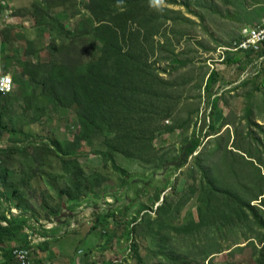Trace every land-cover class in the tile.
Returning <instances> with one entry per match:
<instances>
[{"label":"rangeland","instance_id":"1","mask_svg":"<svg viewBox=\"0 0 264 264\" xmlns=\"http://www.w3.org/2000/svg\"><path fill=\"white\" fill-rule=\"evenodd\" d=\"M0 1V76L20 74L19 65L26 61L44 63L51 73L60 54L66 60L70 53L83 63L99 54L102 41L92 34L95 23L90 21L89 0ZM148 10L156 34L143 41L168 82L173 113L157 122L156 137L143 158L114 156L127 176L114 169L112 161L105 162L102 136L73 151L87 176L104 177L95 189L100 195L92 193L77 205L71 203L72 208L65 198L59 199V190L69 181L60 160L74 146L76 110L49 104L41 119L30 123L32 112H24V89L14 82L10 128L0 135V175L6 177L0 181V224L5 226L9 216L17 217L16 212L12 216L15 210L26 223L4 234L0 247L13 249L26 242L34 220H52L54 225L47 230L56 229L48 233L47 245L34 246L31 264H169L160 251L166 249L158 235L161 229L180 259L188 257L196 264H257L258 241L264 236V192L251 202L256 214L248 212L227 227H220L217 217L207 213L202 197L204 172L218 186L241 191L247 198L264 190V164L257 160H264V91L246 83L264 66V58L230 50L242 27L264 17V0H151ZM66 30L78 35L68 36ZM229 57L240 62L230 65ZM213 70L218 79L209 99L205 84ZM37 79L43 80V75ZM214 100L218 128L208 132L214 123ZM15 121L19 126L14 130ZM194 134L202 144L189 163L180 170L160 169L161 160L174 157ZM13 190L24 194L14 199ZM58 201L60 215H49L47 205L55 209ZM163 202L166 211L158 215L155 210ZM106 214L109 220L102 223L98 217ZM128 223L135 227L129 237ZM104 224L111 230L107 236ZM214 251L221 252L210 255Z\"/></svg>","mask_w":264,"mask_h":264},{"label":"trees","instance_id":"2","mask_svg":"<svg viewBox=\"0 0 264 264\" xmlns=\"http://www.w3.org/2000/svg\"><path fill=\"white\" fill-rule=\"evenodd\" d=\"M150 1L89 0L87 8L92 15L90 21L95 23L92 34L102 41L99 54L95 59L83 63L74 59L70 53L66 55V60L61 58L60 54V57L57 58L60 62L56 61L51 64V73L46 70L44 63L26 61L25 64L19 65L21 73L13 77L15 84L21 85L24 89L27 103L24 106V112H32L30 123L36 124V121L45 114L49 104H58L76 110L77 130L73 140L74 146L73 149H68L64 153V158L60 160L69 174V181L65 187L59 190L58 194L61 196L59 199L65 198L69 208H72L71 203L74 206L81 203L83 198L93 197L92 193L100 195L101 192L95 189L100 187L104 181L102 175L89 177L85 174L79 161L80 156L76 154V151L73 152L79 148L80 144L102 136L107 150L100 152L105 162L112 161L114 169L123 176H127L126 170L113 160L114 156L119 153L130 158H143L148 154L147 152L152 147V141L156 137L157 122L167 119L173 113L174 107L170 105L168 82L151 61L143 41V39L145 42L149 41V38L151 39L156 34L153 31L156 25L150 15V10H148ZM244 8L248 10L247 7ZM41 13H44L42 8ZM144 30L147 31L145 35H143ZM66 35L75 37L78 33L66 30ZM242 53H255L262 59L264 58V44L258 52ZM227 62L230 65L235 62L239 63L240 58L229 57ZM6 68L8 70L9 66ZM41 75L44 79H37ZM217 75L218 71L213 70L206 80L205 92L209 99L213 94L218 79ZM246 83H251L255 91H264V66L256 72L255 77L247 80ZM40 87H42L40 91L36 90ZM26 91L29 92L26 93ZM13 96L14 94L11 92H0V135L2 132H8L10 128L7 120L12 117L13 107L10 100ZM212 109L211 117L214 118V123L210 125L208 132L218 128L215 122V114L218 110L217 100L212 102ZM23 116L21 113L20 118ZM18 126V122L15 121L14 130ZM201 144L200 137L194 134L181 144L174 157L161 160L159 168L165 169L166 172L170 169H182L189 163L190 157L198 151ZM46 150L51 151L47 148ZM257 160L260 161V164H264V160ZM36 161L38 162V159ZM204 176L206 180L203 186L202 200L207 213L216 216L217 220L221 222L220 227H227L228 223L235 219L246 218L243 215L248 212L256 214V207L251 202L263 195L264 190L247 198L241 191H232L218 186V183L208 173L204 172ZM5 180V175H0V181L5 182ZM2 189L5 193L10 192L6 185H3ZM23 194L24 192L13 190L11 197L20 199ZM160 196L161 193L156 196V199L159 200ZM47 208L49 215L56 213V216H59L62 203L58 201V206L55 209L48 205ZM166 208L167 204L163 202L157 206L155 213L162 215ZM202 211L203 209H201V213ZM15 216L17 217H9L5 226L0 224V246L4 241V234H12L13 230L22 229L26 223L25 219L18 217L19 215ZM108 217L110 214L98 217V219L108 221ZM48 219H52V217H48ZM115 221L116 216H114ZM259 222L262 224V221ZM104 225L103 235L107 236L111 230L106 227L108 224ZM127 225L129 228L126 232L129 237L135 232V227H130V223ZM47 229L40 230L45 239L37 244L47 245V240L50 239L48 233L53 232L56 228ZM158 235L162 237L166 246V249L164 247L160 251L169 264H196L195 261H188V257L179 258V254L172 250L171 238L166 235L163 229ZM25 238L26 242H20L13 249L12 247L11 249L0 247L2 249L0 257L4 259V262L0 264H9L15 261L13 255L15 248L28 249L32 259V250L35 249L36 244H30L28 235ZM258 243H260V251L257 264H264V236L259 239ZM168 244L170 245L169 249H167ZM220 252L214 251L210 255Z\"/></svg>","mask_w":264,"mask_h":264},{"label":"built area","instance_id":"3","mask_svg":"<svg viewBox=\"0 0 264 264\" xmlns=\"http://www.w3.org/2000/svg\"><path fill=\"white\" fill-rule=\"evenodd\" d=\"M0 1V7L2 6ZM264 44V17L256 25H245L240 31V37L234 41L232 51L258 52ZM13 88V80L9 75H3L0 78V92H9ZM17 212L16 210L13 211ZM52 220L47 221L39 219L34 225V228L28 231V239L31 245H35L44 240L45 237L40 233L41 228H52ZM14 258L20 264H31L29 250L26 248H15L13 250Z\"/></svg>","mask_w":264,"mask_h":264},{"label":"clouds","instance_id":"4","mask_svg":"<svg viewBox=\"0 0 264 264\" xmlns=\"http://www.w3.org/2000/svg\"><path fill=\"white\" fill-rule=\"evenodd\" d=\"M4 75H9V76H11L12 77V75L11 74H4ZM1 76H3V75H1ZM1 76H0V78H1ZM12 80H13V77H12ZM13 89H14V80H13V88H12V90L11 91H9V92H6V93H10V92H12L13 91ZM17 211V210H16ZM14 213L12 212V215H13ZM17 214H19V212L17 211L16 212V214L15 215H17ZM10 217V216H9ZM39 219H41V218H39ZM39 219H38V221H39ZM47 221H50V220H47ZM37 221H35L34 220V223L32 224V227L34 228V225H35V223H36ZM32 228V229H33ZM43 228V227H42ZM41 228V229H42ZM30 231V230H29ZM27 235H28V232H27ZM15 259V258H14ZM16 260V259H15ZM18 263V262H17Z\"/></svg>","mask_w":264,"mask_h":264}]
</instances>
